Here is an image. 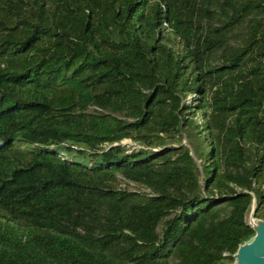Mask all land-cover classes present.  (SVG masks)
Returning <instances> with one entry per match:
<instances>
[{"label": "trees", "instance_id": "trees-1", "mask_svg": "<svg viewBox=\"0 0 264 264\" xmlns=\"http://www.w3.org/2000/svg\"><path fill=\"white\" fill-rule=\"evenodd\" d=\"M252 208L264 0H0V264H235Z\"/></svg>", "mask_w": 264, "mask_h": 264}, {"label": "water", "instance_id": "water-1", "mask_svg": "<svg viewBox=\"0 0 264 264\" xmlns=\"http://www.w3.org/2000/svg\"><path fill=\"white\" fill-rule=\"evenodd\" d=\"M254 208L250 214V226L255 230L254 238L239 246L234 254L235 264H264V220L255 219L253 216ZM256 220L260 226L254 225Z\"/></svg>", "mask_w": 264, "mask_h": 264}, {"label": "rangeland", "instance_id": "rangeland-1", "mask_svg": "<svg viewBox=\"0 0 264 264\" xmlns=\"http://www.w3.org/2000/svg\"><path fill=\"white\" fill-rule=\"evenodd\" d=\"M192 97H193V96H189V97H188L189 101H191ZM198 118L200 119V116H198ZM183 142H186V139H184ZM124 143H128V141H124Z\"/></svg>", "mask_w": 264, "mask_h": 264}, {"label": "bare ground", "instance_id": "bare-ground-1", "mask_svg": "<svg viewBox=\"0 0 264 264\" xmlns=\"http://www.w3.org/2000/svg\"><path fill=\"white\" fill-rule=\"evenodd\" d=\"M254 225L258 228L260 225L257 224L256 220L254 221Z\"/></svg>", "mask_w": 264, "mask_h": 264}]
</instances>
